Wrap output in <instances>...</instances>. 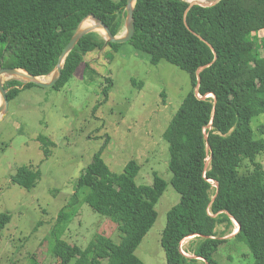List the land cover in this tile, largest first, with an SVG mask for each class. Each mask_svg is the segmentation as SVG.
<instances>
[{"label": "trees", "instance_id": "1", "mask_svg": "<svg viewBox=\"0 0 264 264\" xmlns=\"http://www.w3.org/2000/svg\"><path fill=\"white\" fill-rule=\"evenodd\" d=\"M127 2L0 0V67L49 75L85 16L95 14L115 35L122 33ZM135 24L128 43L148 54L152 64L165 59L191 77L192 87L164 131L171 184L181 194L167 213L161 237L167 264H220L214 255L227 239L216 229L234 220L240 225L235 237L249 246L251 264H264V165L257 160L264 153V137L257 138L252 126L264 114V53L254 49L264 36V0H221L211 6L137 0ZM121 45L97 31L86 34L53 88L65 86L90 52L118 51ZM107 79L106 97L112 85ZM33 85L7 81L10 101ZM260 129L264 133V126ZM39 140L48 157L54 143L42 135ZM105 146L79 176L74 202L84 191L82 201L110 218L121 240L98 232L81 248L57 238L52 249L57 264H146L136 250L157 221L156 205L169 183L155 172L153 184L138 185L141 166L135 159L123 172H113L102 156ZM246 160L252 166L244 170ZM41 176L40 170L23 165L11 180L31 189ZM73 213L63 209L59 223H68ZM11 219L9 212L0 213V235ZM190 236L194 239L184 253L182 242Z\"/></svg>", "mask_w": 264, "mask_h": 264}, {"label": "rangeland", "instance_id": "2", "mask_svg": "<svg viewBox=\"0 0 264 264\" xmlns=\"http://www.w3.org/2000/svg\"><path fill=\"white\" fill-rule=\"evenodd\" d=\"M254 49L264 53V36ZM107 78L112 85L106 97ZM191 87L187 71L165 59L154 65L148 54L125 42L118 51L107 47L87 54L59 90L37 84L21 90L0 117V213L12 216L0 235V264H57L52 251L57 238L85 248L101 232L120 242L116 224L82 201L84 191L74 202L79 176L105 145L102 156L113 172H123L135 159L141 166L138 185L153 184L155 172L168 181L156 205L157 221L136 250L146 264H167L161 237L167 213L181 194L171 184L164 131ZM252 126L257 138L264 137V114L255 117ZM41 135L54 143L48 157ZM257 160L264 165V153ZM23 165L41 171L31 189L11 180ZM243 165L244 170L252 166L248 160ZM63 209L74 212L66 224L59 223ZM216 230L227 239L214 255L220 264L253 262L249 246L235 237V220ZM193 239L183 240L182 248Z\"/></svg>", "mask_w": 264, "mask_h": 264}, {"label": "water", "instance_id": "3", "mask_svg": "<svg viewBox=\"0 0 264 264\" xmlns=\"http://www.w3.org/2000/svg\"><path fill=\"white\" fill-rule=\"evenodd\" d=\"M191 5L193 4H201L204 6H211L218 3L221 0H204V1H190ZM137 0H128L126 6V19L124 23V31L121 34L115 35L110 27L98 16L95 14H89L85 16L82 21L79 23L77 28L75 29L70 41L64 48L62 54L59 57L58 63L55 69L46 76H50L48 80H42L44 76H36L26 69L17 68V67H0V93L2 95V102L0 103V116L4 115L9 109V90L11 88L6 87V82L10 79L22 80L23 85L26 83H34L44 87H53L61 78L63 74V69L65 66L66 59L73 48L77 45L80 39L90 32H100L106 41L114 42V43H125L129 42L135 34L136 24H135V5ZM89 20H92L93 23H90ZM202 67L201 70H203ZM198 86L200 83V77L198 78ZM218 186V183H216ZM238 223V222H237ZM238 227H240L238 223ZM239 229V228H238Z\"/></svg>", "mask_w": 264, "mask_h": 264}, {"label": "bare ground", "instance_id": "4", "mask_svg": "<svg viewBox=\"0 0 264 264\" xmlns=\"http://www.w3.org/2000/svg\"><path fill=\"white\" fill-rule=\"evenodd\" d=\"M190 1H196V0H190ZM198 1H204V0H198ZM89 22L90 23H93V21L92 20H89ZM0 95H1V93H0ZM2 102V95L0 96V103ZM1 117V116H0Z\"/></svg>", "mask_w": 264, "mask_h": 264}, {"label": "built area", "instance_id": "5", "mask_svg": "<svg viewBox=\"0 0 264 264\" xmlns=\"http://www.w3.org/2000/svg\"><path fill=\"white\" fill-rule=\"evenodd\" d=\"M181 249H182V251H183L184 253H186V252L184 251V249L182 248V246H181Z\"/></svg>", "mask_w": 264, "mask_h": 264}, {"label": "crops", "instance_id": "6", "mask_svg": "<svg viewBox=\"0 0 264 264\" xmlns=\"http://www.w3.org/2000/svg\"><path fill=\"white\" fill-rule=\"evenodd\" d=\"M123 31H124V30H123ZM123 31H122V32H123ZM120 34H121V33H120Z\"/></svg>", "mask_w": 264, "mask_h": 264}]
</instances>
